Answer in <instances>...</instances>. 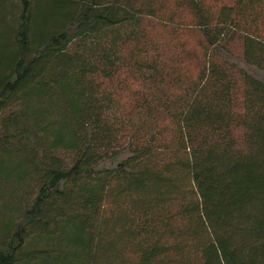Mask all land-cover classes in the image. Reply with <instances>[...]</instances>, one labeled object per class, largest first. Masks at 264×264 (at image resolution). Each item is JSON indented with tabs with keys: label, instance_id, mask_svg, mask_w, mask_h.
I'll return each mask as SVG.
<instances>
[{
	"label": "trees",
	"instance_id": "1",
	"mask_svg": "<svg viewBox=\"0 0 264 264\" xmlns=\"http://www.w3.org/2000/svg\"><path fill=\"white\" fill-rule=\"evenodd\" d=\"M0 264H264V0H0Z\"/></svg>",
	"mask_w": 264,
	"mask_h": 264
}]
</instances>
